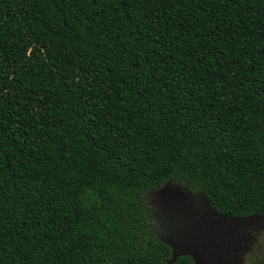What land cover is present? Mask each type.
Instances as JSON below:
<instances>
[{"label":"trees","instance_id":"16d2710c","mask_svg":"<svg viewBox=\"0 0 264 264\" xmlns=\"http://www.w3.org/2000/svg\"><path fill=\"white\" fill-rule=\"evenodd\" d=\"M169 181L264 216V0H0V264H195Z\"/></svg>","mask_w":264,"mask_h":264},{"label":"water","instance_id":"95a60500","mask_svg":"<svg viewBox=\"0 0 264 264\" xmlns=\"http://www.w3.org/2000/svg\"><path fill=\"white\" fill-rule=\"evenodd\" d=\"M161 222L160 239L172 248V260L190 256L195 264H243L264 216H235L216 209L207 195L169 181L153 192Z\"/></svg>","mask_w":264,"mask_h":264},{"label":"rangeland","instance_id":"374dc122","mask_svg":"<svg viewBox=\"0 0 264 264\" xmlns=\"http://www.w3.org/2000/svg\"><path fill=\"white\" fill-rule=\"evenodd\" d=\"M151 204H153L154 196L148 193L147 195ZM246 264H264V234L254 249V253L249 257Z\"/></svg>","mask_w":264,"mask_h":264},{"label":"flooded vegetation","instance_id":"af4514ba","mask_svg":"<svg viewBox=\"0 0 264 264\" xmlns=\"http://www.w3.org/2000/svg\"><path fill=\"white\" fill-rule=\"evenodd\" d=\"M264 234V231L261 232L260 234H258L256 240L254 241V245L252 246L251 250L249 251V253L247 254L246 258H245V261L243 264H246L247 260L249 259L250 257V254H253L254 253V249H255V246L257 245V243L260 241V238L261 236H263Z\"/></svg>","mask_w":264,"mask_h":264}]
</instances>
